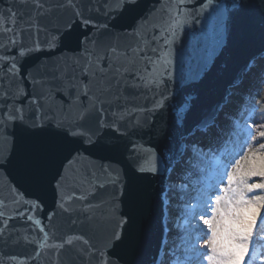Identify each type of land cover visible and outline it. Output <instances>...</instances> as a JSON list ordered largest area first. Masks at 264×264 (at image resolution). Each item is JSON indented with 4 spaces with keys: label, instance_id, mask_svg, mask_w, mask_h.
<instances>
[{
    "label": "water",
    "instance_id": "95a60500",
    "mask_svg": "<svg viewBox=\"0 0 264 264\" xmlns=\"http://www.w3.org/2000/svg\"><path fill=\"white\" fill-rule=\"evenodd\" d=\"M260 57L264 0H0V264H159L184 140Z\"/></svg>",
    "mask_w": 264,
    "mask_h": 264
},
{
    "label": "rangeland",
    "instance_id": "374dc122",
    "mask_svg": "<svg viewBox=\"0 0 264 264\" xmlns=\"http://www.w3.org/2000/svg\"><path fill=\"white\" fill-rule=\"evenodd\" d=\"M259 60L263 62L264 57ZM252 69L254 73H262L259 65ZM261 87L257 91L250 88L241 106L231 113L224 130H229L230 135L222 134L220 148L211 147L210 137L205 135L202 150L191 151L193 157L188 167L177 165L175 179L185 183L186 188L178 193L181 197L170 213L186 225L179 232L171 231L170 245L164 249L165 260L159 264H246L249 243L242 245L233 230L237 233L264 224V207H260V215L251 218L256 213V204L252 202L253 195L247 196L248 192L254 194L258 190L264 196V119L257 115L264 107V87ZM240 158L244 161L241 159L233 170ZM231 170L232 184L225 190ZM222 190L225 191L220 194ZM212 230L214 236L210 243ZM262 254L258 251L255 257L260 258Z\"/></svg>",
    "mask_w": 264,
    "mask_h": 264
},
{
    "label": "bare ground",
    "instance_id": "6f19581e",
    "mask_svg": "<svg viewBox=\"0 0 264 264\" xmlns=\"http://www.w3.org/2000/svg\"><path fill=\"white\" fill-rule=\"evenodd\" d=\"M259 65V70L262 73L253 72V66ZM264 61L262 62L257 58L247 69V71L243 74L240 80L235 83L232 87H230V92L228 97L226 98V102L223 103L222 108L218 116L204 128H198L195 130L194 134L191 135L188 139L184 140L183 143V153L181 159L176 163L175 167L172 170V173L167 181L165 193H164V236L162 240V247L159 254V262H163L165 260V252L164 249L168 247L170 244L169 235L171 231L179 232L185 228V222H181L177 217L171 215V209L175 206L177 199L181 197L178 193L182 192L184 188H186L185 183H181L175 179L177 169V165L188 167L187 163H190L191 157H193L191 151L196 149V152L202 150V143L206 136L210 137V146L220 148V144L222 139L224 138L223 133L226 136H229V130L224 131L226 129V123L232 112H235L236 108L241 106V102L246 99L248 96L250 88H254V90H260L264 87ZM261 66V67H260ZM257 67H254L256 69ZM253 74V75H252ZM259 74L258 77L256 75ZM231 133V131H230ZM191 139H195V141L190 142ZM206 150V149H205ZM186 203V202H182ZM174 204V205H173ZM181 215V212L179 213ZM174 221V222H173ZM170 224V225H169ZM188 230V229H185ZM197 245V244H196Z\"/></svg>",
    "mask_w": 264,
    "mask_h": 264
},
{
    "label": "trees",
    "instance_id": "16d2710c",
    "mask_svg": "<svg viewBox=\"0 0 264 264\" xmlns=\"http://www.w3.org/2000/svg\"><path fill=\"white\" fill-rule=\"evenodd\" d=\"M257 115L264 119V107L259 110ZM243 161H244V159H243ZM238 163H239V161L236 162L235 166L233 167V170L236 169V166L238 165ZM254 179H255V177L248 179L246 181V184L252 182ZM229 184L230 185L232 184V181L230 182V176L227 179V186H226L225 190L230 189V188H228ZM260 185L263 187V183H261ZM240 191L244 192L243 189H241ZM251 195L254 196L252 202H254L256 204V213L251 218L255 219L258 215L261 214L260 207H264V196H261L260 190H258L254 194H251L250 192H248L247 196H251ZM214 216H215V212L213 213L212 219L214 218ZM239 228L242 229L244 227L239 226ZM233 234L239 236L240 243L242 245L246 246L249 243V246H247L249 249V252H248V255L246 256V260H245L246 264H264V224L260 223V224H257L256 226L250 227L248 229L244 228L237 233H234V230H233ZM213 236H214V230L211 231L210 242L212 241ZM210 249H212V247H210ZM258 251H261L263 253L260 258L255 257V254Z\"/></svg>",
    "mask_w": 264,
    "mask_h": 264
}]
</instances>
